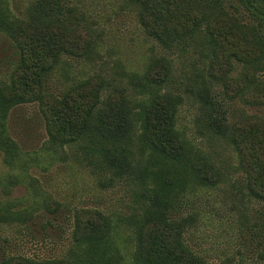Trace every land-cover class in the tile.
Wrapping results in <instances>:
<instances>
[{"label":"rangeland","instance_id":"rangeland-1","mask_svg":"<svg viewBox=\"0 0 264 264\" xmlns=\"http://www.w3.org/2000/svg\"><path fill=\"white\" fill-rule=\"evenodd\" d=\"M201 3L227 14L236 28L260 44L258 77L264 80V6L258 0ZM0 4L18 22L79 32L70 45L75 50L81 42L83 52L62 54L43 88L62 98L70 90L78 95L83 85L95 91L96 105L91 127L71 143L50 142L39 102L8 111L5 133L22 156L9 167L0 150V219L8 210H29L33 218L0 222V262L25 257L70 264H140L138 223L158 214L180 225L185 246L208 264H264V200L251 194L234 144L241 126L264 124V102L244 97V69L236 60L227 79L216 75L205 25L188 43L168 50L145 32L135 0ZM17 61L14 41L0 32V88L11 86ZM160 70L166 78L156 76ZM166 97L177 108L175 131L183 145L172 157L151 144L145 127L148 105ZM113 106L124 110V131L117 136ZM197 164L213 171L215 179L198 177ZM47 204L60 208L51 213ZM83 210L98 211L112 223L107 237L111 252L103 262L95 263L90 249L75 242L76 215L83 218Z\"/></svg>","mask_w":264,"mask_h":264},{"label":"trees","instance_id":"trees-1","mask_svg":"<svg viewBox=\"0 0 264 264\" xmlns=\"http://www.w3.org/2000/svg\"><path fill=\"white\" fill-rule=\"evenodd\" d=\"M138 15L148 36L157 39L164 48L188 43L193 34L205 25L211 43L212 69L216 75L228 78L233 61L243 65V83L247 88L244 97L255 103L264 102V80H260L259 59L262 48L256 40L248 38L236 28L227 14L215 13L201 0H135ZM264 6V0H258ZM0 32L10 37L17 49L18 61L11 78V86L0 88V150L5 155L9 167L18 164L22 150L6 133L8 111L22 103L39 102L41 112L50 136L55 140L75 142L91 127L96 105L93 90L83 85L75 91H68L62 98L44 91V78L54 71L64 53L79 56L83 52L81 42L71 45L79 38V32L67 31L54 25L42 26L33 21L18 22L0 4ZM75 35V36H74ZM71 39H69V37ZM86 42V41H85ZM71 44V45H70ZM86 45H89L88 42ZM84 46V48L86 47ZM82 49L79 53L78 51ZM169 67H166L167 71ZM156 74V73H155ZM166 72L157 71L156 76L166 78ZM229 82V81H228ZM90 87V86H89ZM81 89V92L79 91ZM76 90V89H73ZM83 92V93H82ZM77 95L78 97H76ZM149 106V107H148ZM145 127H148L149 141L162 154L172 157L181 151L175 131L177 108L171 98L154 99L148 105ZM115 136L124 131L122 122L124 110L113 106ZM101 121V118H100ZM234 144L237 146L240 161L247 172L248 188L251 194L264 200V124L251 123L241 126ZM199 165V164H197ZM198 177L204 180L215 179L213 171L207 172L197 166ZM14 182L19 183L16 175ZM46 205V210L55 213L59 210ZM85 216L76 215L75 242L90 249L95 263L107 260L111 252L107 237L112 230L110 219L98 211H82ZM33 218L29 210L12 211L1 214L0 222H29ZM136 259L140 264H208L191 252L183 242V229L170 223L161 215H146L137 226ZM0 264H70L65 260L34 261L25 257H11ZM93 264V263H88Z\"/></svg>","mask_w":264,"mask_h":264}]
</instances>
